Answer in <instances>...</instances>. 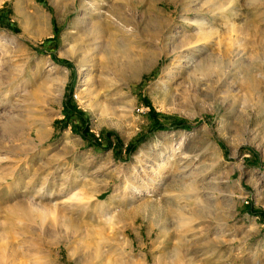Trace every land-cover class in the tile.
<instances>
[{
  "label": "rangeland",
  "instance_id": "obj_1",
  "mask_svg": "<svg viewBox=\"0 0 264 264\" xmlns=\"http://www.w3.org/2000/svg\"><path fill=\"white\" fill-rule=\"evenodd\" d=\"M0 264H264V0H0Z\"/></svg>",
  "mask_w": 264,
  "mask_h": 264
},
{
  "label": "bare ground",
  "instance_id": "obj_2",
  "mask_svg": "<svg viewBox=\"0 0 264 264\" xmlns=\"http://www.w3.org/2000/svg\"><path fill=\"white\" fill-rule=\"evenodd\" d=\"M114 216V215H113Z\"/></svg>",
  "mask_w": 264,
  "mask_h": 264
}]
</instances>
